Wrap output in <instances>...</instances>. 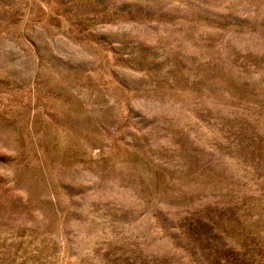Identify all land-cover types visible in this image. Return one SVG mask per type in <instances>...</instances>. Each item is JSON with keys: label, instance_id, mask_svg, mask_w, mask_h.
Masks as SVG:
<instances>
[{"label": "rangeland", "instance_id": "1", "mask_svg": "<svg viewBox=\"0 0 264 264\" xmlns=\"http://www.w3.org/2000/svg\"><path fill=\"white\" fill-rule=\"evenodd\" d=\"M0 264H264V0H0Z\"/></svg>", "mask_w": 264, "mask_h": 264}]
</instances>
